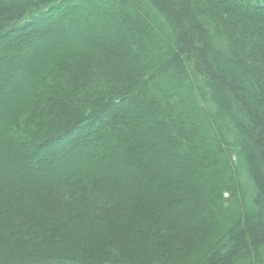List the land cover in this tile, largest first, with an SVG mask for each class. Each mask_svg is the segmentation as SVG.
<instances>
[{
    "label": "trees",
    "instance_id": "1",
    "mask_svg": "<svg viewBox=\"0 0 264 264\" xmlns=\"http://www.w3.org/2000/svg\"><path fill=\"white\" fill-rule=\"evenodd\" d=\"M0 158V264H264V0H0Z\"/></svg>",
    "mask_w": 264,
    "mask_h": 264
},
{
    "label": "rangeland",
    "instance_id": "2",
    "mask_svg": "<svg viewBox=\"0 0 264 264\" xmlns=\"http://www.w3.org/2000/svg\"><path fill=\"white\" fill-rule=\"evenodd\" d=\"M99 9H97L96 10V12L94 13V12H92V14L93 15H91L90 16V19L92 20V21H94L95 20V22H97V20L100 18H103V12H105L104 11V7H103V5H101V6H99L98 7ZM251 11L252 10H254L253 8H251L250 9ZM74 16V15H73ZM72 16V17H73ZM99 19V20H100ZM130 19H133V15L131 16V14H130ZM56 20H58V19H56ZM64 22H67L66 20L64 21ZM47 26H49V25H47ZM50 26H54V22H51L50 23ZM85 28H86V26L85 25H79V26H77V27H75V29H74V31L72 32V34H73V36H72V38H69V37H67V39H65V43H67V44H62V46L64 47V48H67V47H70L71 49H78V47L75 45V43L76 42H80L81 43V41L83 42L82 44H84V45H87V41H85V40H87V38H88V36H89V33L87 32L86 33V31H85ZM102 28V27H101ZM97 28V29H89L88 31H91V32H99V33H102V32H104V33H107L108 34V38L111 40H114L113 38L115 37V33H114V31H110L109 32V30H106L105 28ZM161 30L162 29H159V32H161ZM48 30H47V28H40V30L38 31L39 33L40 32H47ZM47 33H49V31L47 32ZM88 34V35H87ZM49 37H53V33H50L49 35H48ZM80 37V38H79ZM81 38H83V39H81ZM74 41H76L75 43H74ZM65 46H67V47H65ZM68 53V52H67ZM32 59H34L33 57L31 58V60ZM17 78H18V81H19V84L21 85L20 87H23L24 88V86L25 85H23L22 84V82L23 81H25V78H27V76H23V75H21L20 76V78L17 76ZM23 85V86H22ZM7 88V87H6ZM8 90H9V88H7ZM4 146H7L8 145V141H4V144H3ZM2 145V146H3ZM68 161H70L69 163L70 164H72L73 162L71 161L72 160V158H71V155H70V153H69V151H67L64 155H63ZM7 159H9V156H7ZM109 164L111 165V168L113 169V171L112 172H110V171H108L107 173H114L115 172V170H117V171H119L120 173H123L122 172V168H121V166H119L118 165V163L117 162H109ZM0 165L1 166H5V161L4 160H1V158H0ZM3 171H1L0 170V179H12V172L11 171H9V172H6V173H2ZM23 174V173H22ZM21 173H19L18 175H19V177H22L23 175H22ZM125 175V174H124ZM125 177V176H124ZM261 207L264 209V206L261 204Z\"/></svg>",
    "mask_w": 264,
    "mask_h": 264
}]
</instances>
